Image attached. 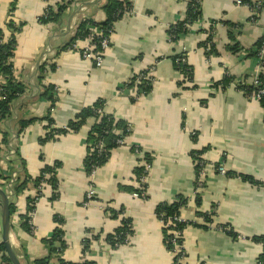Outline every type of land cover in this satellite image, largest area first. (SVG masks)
<instances>
[{
	"label": "crops",
	"instance_id": "1",
	"mask_svg": "<svg viewBox=\"0 0 264 264\" xmlns=\"http://www.w3.org/2000/svg\"><path fill=\"white\" fill-rule=\"evenodd\" d=\"M66 1L0 0V29L9 36L8 24L15 28L14 76L26 88L0 123V130L10 136V150H0V176L16 179L26 172L32 180L13 198L10 242L19 260L44 258L43 242L60 230L66 264H171L173 254L164 247L155 210L182 196L188 203L180 219L206 226L183 231L184 264H260L262 246L253 239L264 238V187L242 177L264 184V108L237 85L252 87L262 73H257L254 54L264 38V0L257 22H250L249 9L236 5L237 0H201V20L175 42L168 30L183 19L186 0H119L130 3L131 14L114 23L101 68L82 58L85 40L77 41L74 50L67 46L81 21L106 20L107 0H75L57 20L40 22L48 7L55 11ZM209 27L217 54L208 58L201 30ZM234 45L236 52L229 50ZM184 51L192 83L173 63ZM152 66L151 92L132 102L136 90L124 89L125 84ZM226 74L232 83L222 85ZM47 87L52 93L43 96ZM99 102L104 114L128 124L130 134L124 145L111 150L91 182L84 160L92 118L76 132L43 141L50 128L68 126ZM197 152L205 164L199 205L193 159ZM146 163L151 170L147 198L142 199L133 192L140 187L137 176ZM54 164L56 186L46 187L29 213L34 227L30 232L22 217L35 197L36 179ZM218 166L224 175L216 171ZM90 182L95 195L85 202ZM118 211L123 214L114 218L112 213ZM198 213L211 214L213 223L207 225ZM123 219L129 221L132 235L114 249L106 236L119 229ZM217 225L229 227L238 238ZM54 244L60 247V242Z\"/></svg>",
	"mask_w": 264,
	"mask_h": 264
},
{
	"label": "trees",
	"instance_id": "2",
	"mask_svg": "<svg viewBox=\"0 0 264 264\" xmlns=\"http://www.w3.org/2000/svg\"><path fill=\"white\" fill-rule=\"evenodd\" d=\"M75 0H68L63 2V4L57 6V9L54 11L50 7L47 8V15L43 16L40 19V22L46 24L50 21L57 20L58 17L64 13L71 2ZM83 1V0H82ZM87 1V0H85ZM244 4L249 7H254L255 2L251 0H241ZM187 6L185 15L182 20L177 22L175 25L171 26L168 30L169 40L171 42H175L178 40L180 35H185L189 29L188 26H192L193 24L199 22L201 20V0H186ZM127 8H131L129 2L126 1H119V0H107L106 5L104 6L103 10L106 16V20L104 22H95L93 20H83L80 22L79 26L76 29L75 35L70 40L67 48L73 50V46L75 45L76 41L84 40L88 34L89 30L87 26L96 27L103 36L108 35L109 31H112L114 28V23L120 20ZM212 27V26H211ZM209 27V29H202L201 32L204 33L206 36L205 41L201 44L202 49L209 46L211 54H217L215 44L213 43V29ZM7 29L12 32L11 35L5 36L3 30L0 29V123L5 121L10 116L11 106L14 101L19 99L25 93V85L21 82L17 81L14 76V67L12 64V57L15 52L16 42L14 38L13 32H15V28L10 23L7 26ZM101 38L98 36H94L93 41L95 43L98 42ZM264 40L262 38L256 45V49L260 48L261 42ZM237 46H231L229 50L232 52L237 51ZM206 54V55H209ZM257 53L255 52L254 56ZM186 55L185 53H181L177 55L173 59L174 66L176 70L180 71L188 80V82L192 83V72L191 69L188 67L186 63ZM45 68V64L39 67L40 74L43 73ZM137 75H134L130 81L125 84L124 89L128 88H135L136 96L138 98L147 96L152 89V82L150 80H141L138 85H135V80ZM41 80V77L39 78ZM260 79L264 80V74L260 75ZM232 83V77L225 75L222 81V85H228ZM237 87L244 91L247 95H250L252 92L253 87H250L246 84L242 85L239 84ZM52 93V87H47L44 90V94L48 95ZM132 102H136L135 98ZM260 105L264 108V101H260ZM92 118L94 125L90 134V141H89V149L86 154L84 160V168L86 174L89 175L93 168H100L102 167L108 160L110 152L113 148L118 147L117 141L119 138L126 137L130 134V128L128 124L121 121H115L111 116L104 114L102 111V104L99 102L91 108H88L82 111L77 118L70 122L68 126L62 129H55L50 128L49 133L46 135V138L43 142L51 141L54 139L55 135L63 134L67 132H76L79 127L82 125L85 119ZM26 122L21 123V127H25ZM51 124V123H50ZM121 130V131H119ZM116 131H119L117 134ZM122 136V137H121ZM102 143L104 148L101 151H98V145ZM6 149L7 151L10 150V136L8 132H2L0 130V150ZM201 152H197L193 154L194 160H199L201 156ZM146 161H149V157L145 156ZM203 162V161H202ZM57 165L54 164L53 166L45 167L39 177L36 179L34 186L37 188L43 181V174H52V177L47 180V184L50 187L55 188L56 180H55V171ZM200 170V166L196 165L195 167V174L196 178L198 177ZM144 175V167H141L138 172V181L140 182L141 177ZM242 179L252 185L264 187V184L258 183L251 178L243 176ZM11 178H4L0 176V189L7 192V186L10 183ZM32 180L27 176L26 172H21L20 175H16V179L11 182V186L9 190L13 193L12 197L9 199V213H10V220L12 223L13 215L15 214V205L13 203V198L20 194L21 192L27 190L28 184ZM143 187L145 191L147 190L146 184L142 185L140 183V187ZM137 189L134 194H141V189ZM143 189V190H144ZM56 198L55 196H53ZM147 195L145 196V199ZM196 204L199 205L200 202V195L197 193L195 196ZM36 203L35 198L29 199L28 207H27V214L22 217V221L27 225V229L29 225L27 222L29 221V213H31L34 209V205ZM188 203V199L182 196H178L175 201L171 203H161L156 207L155 216L156 218L162 223V234H163V244L167 251H172V244L171 240L174 239V235L172 232H179L180 234L187 227H203L195 222H187L182 221L180 219V210L186 206ZM113 217L117 218V216L122 215V211L113 212ZM199 217H202L204 222L207 225H211L213 223L211 214H197ZM12 225V224H11ZM12 227V226H11ZM218 229L224 231L226 234L230 235L233 238H237V236L232 232V230L224 225H217ZM132 235L131 229L129 228V221L126 219L122 220V225L119 229H117L113 234L106 236V242L112 248H118L119 246L125 245L128 243V237ZM254 241L264 242V238L260 239H253ZM60 242V247H55V242ZM178 244L183 245V238L182 236L176 239ZM44 246L47 249V255L44 258L29 261L25 260L26 262H22L21 264H50V262L56 261V264H66L64 260H62L61 255L64 250V243L62 240V232L60 230H56L54 235L49 239L45 240ZM87 241L84 242L85 247H87ZM17 256V255H16ZM260 264H264V259L260 257ZM0 264H11L7 258L6 248L5 246L0 243ZM80 264H93L91 262H82ZM171 264H178L177 257H173Z\"/></svg>",
	"mask_w": 264,
	"mask_h": 264
},
{
	"label": "built area",
	"instance_id": "3",
	"mask_svg": "<svg viewBox=\"0 0 264 264\" xmlns=\"http://www.w3.org/2000/svg\"><path fill=\"white\" fill-rule=\"evenodd\" d=\"M254 2H255L254 7H249L246 4H244L241 0H237L236 1V5H238V6H246L249 9V11H250V18H249L250 22H257V20H258V18L260 16V13L262 11V7H263L262 0H257V1H254ZM200 4H201V2H200ZM47 13L48 12H47V9H46L45 13H44V16H46ZM130 14H131V8H127V10H125V13H124L123 17L129 16ZM191 27L192 26H188L187 28L190 30ZM87 29L89 30V34L84 39L86 41V46L81 51V56H82V58L84 60L90 61L95 68H101L103 66V64H104V54L111 47V36L113 34L114 28H113L112 31L108 32V35L103 36V37H102L101 32L96 27L87 26ZM94 36H98L101 39L98 40L97 43H95L93 41ZM74 49H76V43L73 46V50ZM203 51H204V53L208 54L209 51H210V47L209 46L205 47L203 49ZM183 53L187 54L185 51ZM256 53H257L256 54V58H257V61H258V71H257V73L259 74V73L262 72L261 74H263V72H264V40L261 42L260 48L256 49ZM211 55H213V54L209 53V55H206V57L209 58V56H211ZM154 69H155L154 66H152V67L146 69L145 71L136 74L137 78L135 80V85H138L141 82V80H150L152 82V85H153V82H154V78H153ZM260 75L254 79V81H253V83L251 85L254 90H252L250 95H247L244 92V94H246V96H248V97H250V98H252V99H254V100L258 101V102L264 101V80L260 79ZM138 100H139V98L137 96H135V101H138ZM124 142H125V137H122V138H119V140L117 141V144H118V146H121V145H124ZM103 148H104L103 144L100 143L98 145V151H101ZM135 152L137 154H139L138 149H136ZM202 161L203 160H202L201 156L199 157V160H195L196 165L200 166L199 174H198V177L196 179L195 192H197V193H199V190H201L202 184H203V182H202L203 175H204L203 174V167H204L205 164H204V161L203 162ZM143 167H144V175L140 179V183L142 185L146 184V179H147V177H148V175L150 173V170H151V164H147L146 163V164H144ZM98 169L99 168H97V167L93 168L92 171L90 172V174L87 175L91 182L93 181V177L95 176V174L98 171ZM216 171L218 173L222 174V175L225 174V170H224L223 166H218ZM51 177H52V174H48V173L43 174V180H45V181H43L36 188V194H35V197H34L36 201L40 197L43 196L44 189L46 187H49L46 181L49 180ZM14 179H15V175L11 178L10 183L7 186L8 190H7L6 193H8V194L11 193L9 188L11 186V182ZM140 189H141V194L140 195L134 194V196L138 197V198L145 199V196L147 195V192H146L147 190L145 191V189L142 186L140 187ZM94 195H95V190H94V187H93V185L91 183L89 185V188H88L87 193H86L85 202H88V201L92 200L94 198ZM30 220H31V215H29L28 225H29L30 232H32L34 230V227L31 225ZM172 234L174 235V239L171 240V244H172V248H173L171 253L173 254V257H175V256L177 257V263L178 264H184L186 253H185V251L183 249V245L178 244V242L176 241V239H178L181 236H183V233L180 234L179 232H174L173 231ZM260 244L262 246V252H261L260 257L264 259V242H260Z\"/></svg>",
	"mask_w": 264,
	"mask_h": 264
},
{
	"label": "water",
	"instance_id": "4",
	"mask_svg": "<svg viewBox=\"0 0 264 264\" xmlns=\"http://www.w3.org/2000/svg\"><path fill=\"white\" fill-rule=\"evenodd\" d=\"M13 193H6L4 190L0 189V231H1V243L6 248L7 258L11 264H21L19 258L16 256L11 242V220L9 213V199L12 197Z\"/></svg>",
	"mask_w": 264,
	"mask_h": 264
}]
</instances>
